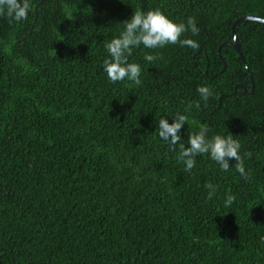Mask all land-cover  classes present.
Listing matches in <instances>:
<instances>
[{
	"label": "trees",
	"instance_id": "trees-1",
	"mask_svg": "<svg viewBox=\"0 0 264 264\" xmlns=\"http://www.w3.org/2000/svg\"><path fill=\"white\" fill-rule=\"evenodd\" d=\"M40 1L0 16V264H264V0ZM154 9L194 17L199 48L135 47L140 84L113 83L106 43ZM204 126L240 142L247 179L210 154L185 171Z\"/></svg>",
	"mask_w": 264,
	"mask_h": 264
},
{
	"label": "clouds",
	"instance_id": "clouds-1",
	"mask_svg": "<svg viewBox=\"0 0 264 264\" xmlns=\"http://www.w3.org/2000/svg\"><path fill=\"white\" fill-rule=\"evenodd\" d=\"M33 8V0H0V16L17 22L27 20ZM124 24L125 28L119 36L105 45L109 58L103 61L104 71L113 83L127 78L137 85L140 84L141 67L138 63L128 60L135 47L143 45L145 48L155 49L167 44H180L193 49L199 48L196 41L190 38L181 39L182 34L188 31L194 35L198 34L199 29L194 17H188L186 23H177L159 9L147 12L137 10L128 20L124 21ZM144 59L152 63L156 60V56L145 54ZM197 92L205 103L213 97V91L207 85L198 86ZM195 106L200 108L199 103ZM188 107L190 108L191 105ZM187 119L186 115L177 114L173 122L169 123L168 119L161 117L158 121L160 137L169 141L171 146H175L180 141V131ZM208 132V127H201L198 132L189 135V146L180 145L178 160L185 165V171L190 172L194 168L197 155L210 154V158L224 171L229 170V160L234 159L236 170L247 179L244 158L240 154V142L234 139L231 133L228 135L215 134L209 137ZM245 155L250 156L251 153ZM206 188L210 189L208 198L211 199L216 188L210 183L206 185ZM234 200V195H228L225 206H231Z\"/></svg>",
	"mask_w": 264,
	"mask_h": 264
},
{
	"label": "water",
	"instance_id": "water-1",
	"mask_svg": "<svg viewBox=\"0 0 264 264\" xmlns=\"http://www.w3.org/2000/svg\"><path fill=\"white\" fill-rule=\"evenodd\" d=\"M41 1H43V0H41ZM40 1V2H41ZM244 19V18H243ZM247 19H254V18H251V17H248ZM258 21H261V20H259V19H257ZM234 25H235V23L232 25V27H231V30H232V37H233V39H234V43H233V46H234V48H237V44H236V38H235V32H234Z\"/></svg>",
	"mask_w": 264,
	"mask_h": 264
}]
</instances>
